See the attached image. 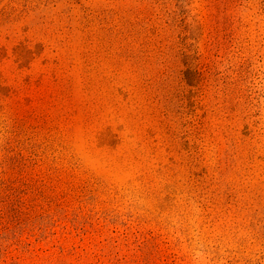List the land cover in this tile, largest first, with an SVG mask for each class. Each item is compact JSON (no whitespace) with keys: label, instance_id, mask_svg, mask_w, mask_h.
Returning a JSON list of instances; mask_svg holds the SVG:
<instances>
[{"label":"rangeland","instance_id":"rangeland-1","mask_svg":"<svg viewBox=\"0 0 264 264\" xmlns=\"http://www.w3.org/2000/svg\"><path fill=\"white\" fill-rule=\"evenodd\" d=\"M0 264H264V0H0Z\"/></svg>","mask_w":264,"mask_h":264}]
</instances>
